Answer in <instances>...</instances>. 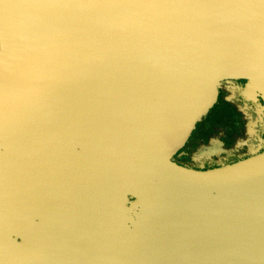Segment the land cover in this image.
Segmentation results:
<instances>
[{
	"label": "water",
	"instance_id": "1",
	"mask_svg": "<svg viewBox=\"0 0 264 264\" xmlns=\"http://www.w3.org/2000/svg\"><path fill=\"white\" fill-rule=\"evenodd\" d=\"M225 79L264 112V0H0V264H264V150L173 159Z\"/></svg>",
	"mask_w": 264,
	"mask_h": 264
},
{
	"label": "flooded vegetation",
	"instance_id": "2",
	"mask_svg": "<svg viewBox=\"0 0 264 264\" xmlns=\"http://www.w3.org/2000/svg\"><path fill=\"white\" fill-rule=\"evenodd\" d=\"M244 86V79H225L219 84L216 102L174 155L176 162L205 169L264 150V112L245 94Z\"/></svg>",
	"mask_w": 264,
	"mask_h": 264
},
{
	"label": "bare ground",
	"instance_id": "3",
	"mask_svg": "<svg viewBox=\"0 0 264 264\" xmlns=\"http://www.w3.org/2000/svg\"><path fill=\"white\" fill-rule=\"evenodd\" d=\"M74 247H71V246H69L68 244H66V243H63V257L66 255V253H67V251L70 249L71 250V252H74L75 254H77V252L75 251V248L77 247V246H75V245H73ZM105 248H108V247H105V246H103V249H104V253H103V255L104 254H106V253H108V259H107V261H110L111 260V258H115V257H113V254L115 253V252H112V249L111 250H109V252H107L106 251V249ZM80 250V252H81V254L79 255V259L81 260L82 258L86 261V262H84V264L86 263V264H92V258L90 257L91 255L93 256V255H96V256H98L100 253H101V249L100 248H97V249H94L93 250V252L94 253H88L85 257H84V253H83V248H81V249H79ZM113 251H114V249H113ZM119 252H116V256H117V254H118ZM119 257V256H118ZM79 259H77V258H75L74 259V261L73 262H77V261H79ZM64 258H63V264H65V262H64ZM103 264H108V262H105V263H103Z\"/></svg>",
	"mask_w": 264,
	"mask_h": 264
},
{
	"label": "rangeland",
	"instance_id": "4",
	"mask_svg": "<svg viewBox=\"0 0 264 264\" xmlns=\"http://www.w3.org/2000/svg\"><path fill=\"white\" fill-rule=\"evenodd\" d=\"M213 147V146H212ZM216 153V152H215Z\"/></svg>",
	"mask_w": 264,
	"mask_h": 264
}]
</instances>
